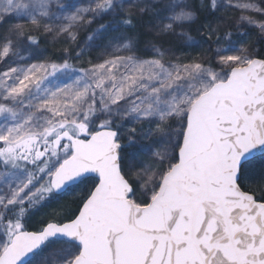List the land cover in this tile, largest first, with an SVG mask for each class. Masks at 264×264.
I'll return each mask as SVG.
<instances>
[{
  "label": "snow or ice",
  "instance_id": "obj_1",
  "mask_svg": "<svg viewBox=\"0 0 264 264\" xmlns=\"http://www.w3.org/2000/svg\"><path fill=\"white\" fill-rule=\"evenodd\" d=\"M0 264H264V0H0Z\"/></svg>",
  "mask_w": 264,
  "mask_h": 264
},
{
  "label": "rangeland",
  "instance_id": "obj_2",
  "mask_svg": "<svg viewBox=\"0 0 264 264\" xmlns=\"http://www.w3.org/2000/svg\"><path fill=\"white\" fill-rule=\"evenodd\" d=\"M221 15L227 16L229 18L230 22H233L235 19H237V17L239 16V12L237 11H228L225 13H221ZM251 31V30H249ZM81 35H83V33H81ZM209 41V42H208ZM204 43H209L210 45L208 47H204V50H207L209 48H214L215 45L212 43V41L210 40H206ZM167 46V45H166ZM171 46L174 49H179L181 47L180 42L178 41H174L172 42ZM70 45H68L63 38H53L52 36H44L41 35V49L44 52V55L47 57H51L53 59H57L62 57L64 55V50L65 48H69ZM201 50H193V49H187L184 52H180L177 51L176 55L181 57V58H186L187 56H198L200 54ZM96 53H93V58L96 56ZM89 57L85 56L83 57L81 60L77 61V60H72L71 63L77 67H88V61ZM185 62H187V60L185 59ZM122 143H127V141H122ZM150 141L147 139H142V138H137V144L135 145L134 148L129 149L130 152H132L133 154H135L136 150L139 149L142 145H147L149 144ZM140 159H143L145 161V163H151V159L146 156L141 154ZM44 214L40 212H38L33 218L31 223H37L40 219L41 216H43ZM47 219V218H46ZM39 257L37 258V261H39Z\"/></svg>",
  "mask_w": 264,
  "mask_h": 264
},
{
  "label": "trees",
  "instance_id": "obj_3",
  "mask_svg": "<svg viewBox=\"0 0 264 264\" xmlns=\"http://www.w3.org/2000/svg\"><path fill=\"white\" fill-rule=\"evenodd\" d=\"M235 19L233 22V24L236 23ZM84 35V34H83ZM81 35V36H83ZM192 35L197 36V33L195 31L192 32ZM252 39H255V34H252ZM205 42V41H204ZM203 42V49L204 47H208L210 44L209 43H204ZM209 42V41H208ZM196 50V49H195ZM197 50H201V49H197ZM71 62V61H70ZM84 188L83 185L80 186V188L75 189L72 193H69L65 196H63L61 199L59 200H52L49 201L40 211L41 213H43L44 215L40 217L39 221L44 218H50L55 212H62L64 207H71V208H75L76 206V201L78 200V197L80 195L81 190ZM39 211V212H40ZM38 221V222H39ZM38 222L34 223L33 225L38 226Z\"/></svg>",
  "mask_w": 264,
  "mask_h": 264
}]
</instances>
